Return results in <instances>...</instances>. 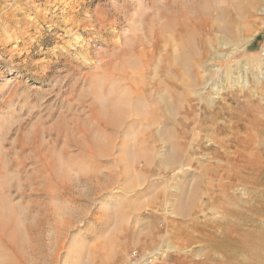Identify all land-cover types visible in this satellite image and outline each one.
Returning a JSON list of instances; mask_svg holds the SVG:
<instances>
[{"label": "rangeland", "instance_id": "rangeland-1", "mask_svg": "<svg viewBox=\"0 0 264 264\" xmlns=\"http://www.w3.org/2000/svg\"><path fill=\"white\" fill-rule=\"evenodd\" d=\"M185 1L0 0V201L25 242L35 243L19 256L0 240V259L264 264V0H243L241 12L236 3L213 1L231 12L233 19H220L226 35L208 34L205 50L194 41L193 57L178 66L172 55L182 53L180 25L167 32L172 43L157 36ZM139 38L147 49L142 62L115 77L111 63ZM123 95L133 111L120 129L100 125L98 112L108 115L109 98ZM102 129L115 134L114 149L92 161L78 142ZM67 158L73 166L64 174ZM54 162L62 175L52 174ZM198 178L199 204L181 220L177 198ZM177 221L190 231L181 243ZM153 237L164 244L146 251ZM240 240L250 253L229 261L226 251Z\"/></svg>", "mask_w": 264, "mask_h": 264}, {"label": "bare ground", "instance_id": "bare-ground-1", "mask_svg": "<svg viewBox=\"0 0 264 264\" xmlns=\"http://www.w3.org/2000/svg\"><path fill=\"white\" fill-rule=\"evenodd\" d=\"M213 1H217V0H190V1H185L184 4L183 3H180L179 6L177 7V10H176V13H172V15L170 17H168L166 20L167 21H164L166 22L164 25H162L161 27L159 26L160 29H158V40L160 37H162L164 40L168 41V44L169 43H172L173 40H174V26L176 27L175 23H178V25H180V44L182 45V53L180 55H175L173 54L172 55V64H175V65H178L180 62L181 63H187L194 55L195 53V49L196 47L194 46V41L196 42H200L201 43V46L203 45L204 46V50L205 49H208L209 48V43H211V38L208 37V34L212 33L213 31H217L219 33H224L226 35V27H225V24H227L228 22H220V19L223 20V18L226 17V15H229L231 12L230 11H227L229 10V8H222V9H218L216 4L213 3ZM256 1V0H255ZM212 2V4H211ZM227 2H230L232 4H235L236 3V7L238 8V11H243V9L246 8V5H244V1L243 0H227ZM253 2V1H252ZM222 4V3H221ZM212 5V6H211ZM218 5V4H217ZM227 5V4H226ZM230 5V4H229ZM216 6V7H214ZM176 7V5H175ZM174 7V9H175ZM214 7V8H212ZM248 7V5H247ZM252 8V7H251ZM252 10V9H251ZM236 11V10H235ZM239 12V13H240ZM243 13V12H242ZM167 15V14H166ZM169 15V14H168ZM243 15V14H241ZM230 17L232 15H229ZM227 17L228 18V21H229V18L230 17ZM232 18V17H231ZM233 19V18H232ZM227 21V20H226ZM158 25V24H157ZM161 25V24H160ZM236 27H238L237 25H235ZM157 29V28H156ZM171 30L173 33H169L167 35V32ZM236 30V29H235ZM237 31V30H236ZM213 32V33H214ZM215 34V33H214ZM228 34V33H227ZM221 35V34H220ZM223 37V35H222ZM227 37V36H226ZM142 38H139L138 39V42L137 40L135 42H137V47H133L132 44L129 45L128 47L126 46L124 48V50L121 52V55L117 56L119 58V62L117 63L115 60L116 55H113L112 57L115 59H113L115 61V63H111V65L113 66L112 69H114V72L115 73V77H116V73L121 76V78L123 76H126V72L129 70V68L127 67H134L136 69L135 66H137L139 64V62H142L144 56L146 55L147 53V49L146 47H141V45L143 44V42H141ZM134 42V43H135ZM166 43V42H165ZM165 43H164V46H165ZM221 43V42H220ZM144 45V44H143ZM211 45V44H210ZM200 46V47H201ZM117 47L120 48V45H118ZM167 47V46H166ZM202 48V47H201ZM118 49V48H117ZM186 50L189 52L187 53ZM203 50V49H202ZM203 50V51H204ZM86 52V51H85ZM205 53V52H204ZM119 54V53H118ZM111 56V55H110ZM115 56V57H114ZM108 60V58H106ZM195 59L196 60H201L199 56H195ZM104 61V60H103ZM102 61V62H103ZM113 61V62H114ZM176 61V62H175ZM107 62V61H106ZM179 62V63H177ZM180 63V64H181ZM110 65V66H111ZM174 65V66H175ZM179 66V65H178ZM96 67V66H95ZM99 68V67H98ZM96 68V70L98 69ZM126 68L128 70H126ZM105 69V68H104ZM109 69V68H108ZM111 69V70H112ZM141 69V67H140ZM126 70V72H124ZM138 70V69H137ZM109 71V70H108ZM134 71V70H133ZM141 71V70H140ZM130 72V70H129ZM113 74V73H112ZM128 75V74H127ZM118 77V76H117ZM96 78V77H94ZM98 78V77H97ZM100 79V78H99ZM96 80V79H95ZM139 81V80H138ZM237 81L238 82H241V79L240 78H237ZM97 82V81H96ZM102 82V81H101ZM235 85H237L238 83L235 82L234 83ZM241 85H242V82H241ZM245 85V84H244ZM139 88V87H137ZM125 91V90H124ZM138 91V89H137ZM125 93V92H124ZM127 94V93H126ZM138 94V93H137ZM140 94V93H139ZM104 97V96H103ZM127 97H129V94L127 95ZM126 96H120V97H110L109 98V112H108V115H106L104 113V110L102 111H99L98 114H97V118L99 119L98 122H100V125L103 124V126H106V127H112V129L114 130H119L120 129V126L121 124L124 122L125 120V114H127L126 112L129 113V111H131V107L129 105V102L128 99H127ZM94 98V97H93ZM96 98V97H95ZM97 99V98H96ZM95 99V100H96ZM131 100V97L129 98ZM99 101V100H98ZM97 101V102H98ZM96 103V102H95ZM94 104V103H93ZM133 104V103H132ZM131 104V106H132ZM130 107V109H129ZM134 107V106H133ZM132 107V108H133ZM127 109L129 111H127ZM133 111V110H132ZM136 111V109H135ZM96 115V114H95ZM93 116V115H92ZM135 116V115H134ZM95 117V116H94ZM127 118V117H126ZM87 130V129H86ZM90 130V129H88ZM101 131V134L100 135L99 133H96V135L94 133H91V132H88L87 133V139L88 140H85L84 142H78L79 145H80V149H81V152H82V155L83 156H87V157H90L92 161H95L96 158L99 156H110V154L112 153L113 149H114V136L115 134L112 132V133H107L105 132L103 129L100 130ZM84 132H87V131H84ZM259 145V144H258ZM65 146V145H64ZM257 148V147H256ZM263 147L259 148V153L262 155L263 153L261 152V149ZM257 150V149H256ZM124 151V150H123ZM122 154L124 152H121ZM250 153V152H249ZM121 154V155H122ZM175 153L173 152L171 154L172 157H174ZM70 156V155H69ZM68 156V157H69ZM177 156H179V153L177 154ZM123 157V155H122ZM171 157V158H172ZM121 158V157H120ZM248 158V157H247ZM68 159V160H67ZM66 159V164L65 166H63V173L64 174H68L69 171L67 170L69 166H73V161L69 158ZM125 159V158H124ZM122 160V158L120 159ZM172 160V159H171ZM244 160V159H243ZM250 160V159H248ZM98 161V160H97ZM96 161V163H97ZM261 161V160H260ZM99 164V163H98ZM125 164V163H123ZM57 168H58V165H57V162H54L52 163V167H51V172L54 176H57V175H62L61 173L57 172ZM127 169V168H126ZM126 173V171H125ZM261 174H263V178H264V168L261 169L260 171ZM94 174V173H93ZM97 178H98V174L99 173H95ZM127 175V174H126ZM125 175V176H126ZM53 176V177H54ZM93 176V177H94ZM91 177V176H90ZM56 178V177H55ZM59 178V177H58ZM95 178V177H94ZM57 179V178H56ZM87 182L89 184H91V180L88 178L86 179ZM93 180V179H92ZM201 179L198 178L197 180V184L196 186L187 194H180L177 198V208H176V216L177 218L179 219H186L189 217V215H191V218H192V213L194 210H196L198 204H199V197L201 196L202 192L200 190H198V186H199V181ZM264 179H262L263 181ZM56 181V180H55ZM62 181V180H61ZM261 181V182H262ZM60 182V181H59ZM202 182V181H201ZM234 183V182H233ZM55 184V183H54ZM63 184V183H62ZM69 184V183H68ZM59 185V184H58ZM96 185V184H95ZM91 186V185H90ZM93 186V185H92ZM91 186V187H92ZM218 186V185H217ZM51 187V186H50ZM58 187V186H57ZM98 187V186H97ZM219 187V186H218ZM52 188V187H51ZM56 188V187H55ZM68 188V187H67ZM58 189V188H57ZM56 189V190H57ZM65 190V189H64ZM74 190V189H73ZM51 192V191H50ZM96 192V191H95ZM186 196V198H185ZM78 198V197H77ZM90 198V197H88ZM87 198V200H88ZM155 199V198H154ZM153 199V200H154ZM1 205H0V231L2 233H0V240L3 242V245L5 247H12V246H16V252H18L19 256L21 253L26 252V245L28 246V242L26 241L25 242V237H23V231L21 229H19L21 225H16V223L13 224V218L11 217L12 215L14 216L13 212H12V209L10 207H8L2 200L0 201ZM52 205V204H51ZM65 208V207H64ZM51 211V210H50ZM55 212H57L55 209H54ZM53 211V213H54ZM64 211V210H63ZM67 211V210H66ZM43 212V211H42ZM42 212L40 213V215L42 214ZM46 213V211H45ZM59 213V212H57ZM56 213V214H57ZM64 213V212H63ZM66 213V212H65ZM69 213V212H68ZM48 214H51L50 212ZM55 214V213H54ZM53 214V216H54ZM55 214V215H56ZM70 214V213H69ZM73 214V213H72ZM45 215V214H44ZM50 216V215H49ZM58 215H56L57 217ZM42 217V215H41ZM48 217V216H47ZM46 217V218H47ZM61 217V216H60ZM65 217V216H64ZM54 218V217H53ZM190 218V219H191ZM42 219V218H41ZM48 219L50 220V217H48ZM59 219V218H58ZM62 219V218H60ZM56 220V219H55ZM45 221V220H44ZM52 221V220H51ZM60 221V220H59ZM58 221V222H59ZM176 221V220H175ZM41 222V221H40ZM47 222V221H46ZM20 224V223H19ZM43 224H45L43 222ZM57 224V223H56ZM61 224V222H60ZM16 225V226H15ZM38 226V225H37ZM58 226H61V225H58ZM54 227L56 228V226L54 225ZM22 228V226H21ZM33 228V227H32ZM36 228V227H35ZM39 228V227H38ZM31 229V228H30ZM40 229V228H39ZM59 230V229H58ZM32 231V230H31ZM25 232V231H24ZM42 232V228H41V231ZM32 233H35V236L37 235H40L39 233H37V231L33 232ZM37 233V235H36ZM56 233V232H55ZM58 233V232H57ZM174 233L176 235H179V236H176V238L178 237V240L177 242L178 243H181V239L182 237L180 235L184 234L185 233V236H189V233L190 231L187 230V228H185L184 224H182L180 221L174 225ZM42 234V233H41ZM44 234V233H43ZM42 234V236H43ZM60 234V232H59ZM59 236V235H58ZM138 236V235H137ZM39 237V236H38ZM45 237V235H44ZM24 240H23V239ZM35 238V237H33ZM150 238V237H149ZM36 239H39L40 238H36ZM43 239V238H42ZM146 239V238H145ZM35 240V239H33ZM46 240V239H45ZM36 241V240H35ZM44 241V240H43ZM156 239L153 237L152 239H146L145 242H144V249L146 251H151L153 249L156 248V245L157 244H164L162 241L160 242H157L156 243ZM32 242V241H31ZM38 242V241H37ZM41 242V241H40ZM46 243V241H44ZM242 242V243H240ZM30 244V242H29ZM35 244V243H34ZM34 244H32L34 246ZM38 244V243H36ZM42 244V243H41ZM40 244V245H41ZM44 244V243H43ZM169 244V243H168ZM207 244V243H206ZM31 245V244H30ZM31 245V246H32ZM39 245V246H40ZM54 245V244H53ZM224 244L222 243H217L216 244V247L219 248V249H222L224 248L223 247ZM30 246V247H31ZM36 246V245H35ZM38 246V245H37ZM36 246V250L38 249ZM43 246V245H42ZM163 246V245H162ZM176 246V245H175ZM211 246V245H210ZM47 248V246H44ZM50 247V246H49ZM48 247V248H49ZM171 247V246H169ZM174 247V246H173ZM35 248V247H34ZM43 248V247H42ZM179 248V247H178ZM6 249V248H5ZM28 249V248H27ZM33 250V248H30ZM44 249V248H43ZM181 249V248H180ZM47 250V249H46ZM214 250V248H213ZM250 246L246 243H244L242 240L240 241H235V243L233 244V246L231 248H228V250L226 251V257L227 259L230 261H233V259L236 257L237 253L239 251H246L247 253H250ZM3 251V250H2ZM35 251V250H33ZM32 251V252H33ZM42 251V249H41ZM41 251H36L37 252V256H38V253H40ZM180 251V250H178ZM216 251V250H215ZM48 252V251H47ZM5 253V252H4ZM43 253V252H42ZM156 253V252H155ZM44 254V253H43ZM160 254V253H159ZM46 255V253H45ZM41 256V254H40ZM43 256V255H42ZM41 258H44L42 257ZM47 256V255H46ZM178 257H181L182 255L181 254H177ZM34 257V255L32 256V258ZM39 257V256H38ZM31 258V260H32ZM46 258V257H45ZM6 258H2L0 259V264H12V260L9 259V260H5ZM38 259V258H37ZM208 259V258H207ZM40 260V259H38ZM42 260V259H41ZM184 260V259H183ZM33 261V260H32ZM31 261V262H32ZM35 261V260H34ZM37 261V260H36ZM187 262V261H186ZM184 263V262H183ZM204 263V262H203ZM232 263V262H231ZM37 264V263H36ZM185 264V263H184ZM234 264V263H233Z\"/></svg>", "mask_w": 264, "mask_h": 264}]
</instances>
